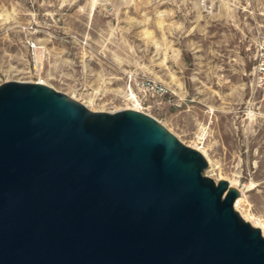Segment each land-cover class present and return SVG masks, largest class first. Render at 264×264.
Here are the masks:
<instances>
[{
  "label": "water",
  "instance_id": "1",
  "mask_svg": "<svg viewBox=\"0 0 264 264\" xmlns=\"http://www.w3.org/2000/svg\"><path fill=\"white\" fill-rule=\"evenodd\" d=\"M152 116L0 84V264H264V237Z\"/></svg>",
  "mask_w": 264,
  "mask_h": 264
},
{
  "label": "rangeland",
  "instance_id": "2",
  "mask_svg": "<svg viewBox=\"0 0 264 264\" xmlns=\"http://www.w3.org/2000/svg\"><path fill=\"white\" fill-rule=\"evenodd\" d=\"M242 3L0 0V84L42 80L93 112L152 116L238 190L235 210L264 237V101L248 76L264 0L254 14Z\"/></svg>",
  "mask_w": 264,
  "mask_h": 264
},
{
  "label": "built area",
  "instance_id": "3",
  "mask_svg": "<svg viewBox=\"0 0 264 264\" xmlns=\"http://www.w3.org/2000/svg\"><path fill=\"white\" fill-rule=\"evenodd\" d=\"M251 7V0H243L241 11L249 12L252 14L254 11H248ZM254 14V13H253ZM260 22L253 20V25L250 30L253 31L251 46H253V52L250 56L251 67L248 72L249 84L253 94H259L264 101V7L257 12ZM42 81L37 80L35 82ZM42 84V83H41ZM143 87L151 96H162L164 94V88L161 84L156 83L153 80H143L138 83Z\"/></svg>",
  "mask_w": 264,
  "mask_h": 264
},
{
  "label": "bare ground",
  "instance_id": "4",
  "mask_svg": "<svg viewBox=\"0 0 264 264\" xmlns=\"http://www.w3.org/2000/svg\"><path fill=\"white\" fill-rule=\"evenodd\" d=\"M39 83L45 84L43 81H39ZM237 207H238V201L235 203V208H237Z\"/></svg>",
  "mask_w": 264,
  "mask_h": 264
}]
</instances>
